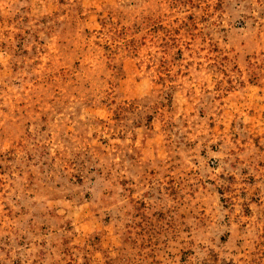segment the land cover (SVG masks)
Wrapping results in <instances>:
<instances>
[{
  "label": "rangeland",
  "instance_id": "374dc122",
  "mask_svg": "<svg viewBox=\"0 0 264 264\" xmlns=\"http://www.w3.org/2000/svg\"><path fill=\"white\" fill-rule=\"evenodd\" d=\"M0 264H264V0H0Z\"/></svg>",
  "mask_w": 264,
  "mask_h": 264
}]
</instances>
